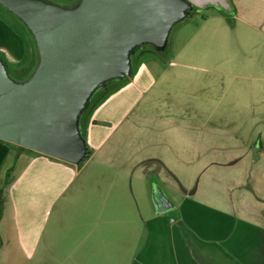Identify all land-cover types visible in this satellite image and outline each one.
<instances>
[{"label": "crops", "instance_id": "crops-1", "mask_svg": "<svg viewBox=\"0 0 264 264\" xmlns=\"http://www.w3.org/2000/svg\"><path fill=\"white\" fill-rule=\"evenodd\" d=\"M230 3L174 29L205 78L146 51L88 106L81 162L0 139V264H264V0ZM29 51L0 11V53L18 67Z\"/></svg>", "mask_w": 264, "mask_h": 264}, {"label": "water", "instance_id": "water-1", "mask_svg": "<svg viewBox=\"0 0 264 264\" xmlns=\"http://www.w3.org/2000/svg\"><path fill=\"white\" fill-rule=\"evenodd\" d=\"M79 5L86 13L75 17ZM206 6L232 11L230 0H0L35 54L18 79L0 53V139L81 162L88 154L81 120L96 92L132 74L139 48L164 52L172 28ZM151 199L156 214L175 206L157 183Z\"/></svg>", "mask_w": 264, "mask_h": 264}, {"label": "rangeland", "instance_id": "rangeland-1", "mask_svg": "<svg viewBox=\"0 0 264 264\" xmlns=\"http://www.w3.org/2000/svg\"><path fill=\"white\" fill-rule=\"evenodd\" d=\"M57 2V1H55ZM58 4H61L60 2H57ZM78 3L81 4L80 1H78ZM212 6H206L203 9H198V8H194V10L192 11V13L186 18L189 19L191 17L194 16L195 13H205L210 11V8ZM69 11V9H67L64 12ZM86 13L85 11V7H82L81 5L78 6V9H74L73 10V15L75 17H80L82 15H84ZM8 17H11L9 15H7ZM12 18V17H11ZM198 18L193 17L192 21H198ZM177 26V25H176ZM175 26V27H176ZM174 28H172L170 34L168 35L166 41H165V46H164V52L161 53H156V52H152L151 50L148 52V54L150 57L149 58H162V59H167L170 57V60L173 59L177 62L178 66H176L175 68L177 69L176 72L179 73L180 75H197L200 78H205V66H204V62H203V58H197L194 56H191L189 54V49L185 44V41L187 40L185 37L181 36L179 38H173L174 37ZM25 32V31H24ZM187 36L189 35V31H186ZM183 35V33H182ZM185 38L182 42V39ZM179 43V44H178ZM148 49L143 50V53L146 52ZM181 51V54H180ZM203 54V52H201ZM148 57L146 54L143 58ZM146 58V59H149ZM168 61V60H167ZM205 80V79H204ZM203 80V81H204ZM200 81L197 83L196 87H195V103L194 100L192 101V105H196L197 108H199L201 111H205L206 108V103H205V93H206V86H205V82ZM183 85H186V83L184 82L183 84H180V89L181 90H185V87Z\"/></svg>", "mask_w": 264, "mask_h": 264}, {"label": "trees", "instance_id": "trees-1", "mask_svg": "<svg viewBox=\"0 0 264 264\" xmlns=\"http://www.w3.org/2000/svg\"><path fill=\"white\" fill-rule=\"evenodd\" d=\"M0 11H2L3 13H5L6 15H9L8 13H6L1 7H0ZM222 13H224L225 15H229V13L220 10ZM10 16V15H9ZM25 35L27 37V40L29 41V48L30 51L28 52V59L29 61L26 62L24 65H19L18 67H14L13 65H11L8 61V67L10 70V73L12 76H14L15 78H23L25 77L32 69V67L34 66L35 63V54H34V48H33V44L32 41L30 39V37L27 35V33L25 32ZM148 49L146 47H142L139 48L135 54H134V58H133V67H134V63L136 61V58L138 57V55H140V52H143V50ZM121 82V81H120ZM119 83V82H113L108 84L106 87L101 88L100 90H98V92L95 94V96L93 97V99L90 102V106L104 93L106 92L111 86H113L114 84ZM81 126H82V120H81ZM8 175H6V180H5V184H7L8 180H7ZM1 208H2V199H1V191H0V212H1Z\"/></svg>", "mask_w": 264, "mask_h": 264}]
</instances>
